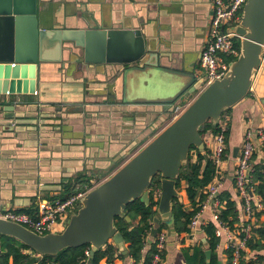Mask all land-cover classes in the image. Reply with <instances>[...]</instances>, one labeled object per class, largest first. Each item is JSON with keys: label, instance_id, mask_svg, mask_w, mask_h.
I'll list each match as a JSON object with an SVG mask.
<instances>
[{"label": "crops", "instance_id": "1", "mask_svg": "<svg viewBox=\"0 0 264 264\" xmlns=\"http://www.w3.org/2000/svg\"><path fill=\"white\" fill-rule=\"evenodd\" d=\"M39 10L48 28H140L158 49V64L78 68L66 53L65 68L61 63L42 66L39 96L29 90L0 93V212L36 211L40 198L61 194L47 190L82 173L92 176V184L104 181L165 128L161 126L171 118L172 103L165 107L163 101L182 100L200 84L193 79L212 14L210 0H41ZM199 93L197 88L189 101ZM6 105L15 111H5ZM225 117L229 130L221 190L234 192L233 171L243 134L264 125V60L251 92ZM38 118L41 126L35 124ZM183 204L192 209L186 191ZM203 217L212 219V214L206 211ZM260 221L264 223V215ZM199 231L200 243H205L206 234ZM185 232L169 236L164 264H187L182 248L202 246L191 244ZM217 253L221 263H227L223 244ZM112 264L129 262L116 257Z\"/></svg>", "mask_w": 264, "mask_h": 264}, {"label": "water", "instance_id": "2", "mask_svg": "<svg viewBox=\"0 0 264 264\" xmlns=\"http://www.w3.org/2000/svg\"><path fill=\"white\" fill-rule=\"evenodd\" d=\"M40 1L0 0V93L29 90L39 96L42 66L61 63L65 68L66 53L69 61L78 62V68L158 64L154 62L159 58L158 49L149 43L140 28L70 27L66 24L48 28L40 18ZM230 30L240 38V54L229 64L224 77L200 91L178 117L107 179L88 191L82 198V206L70 216L61 232L42 235L0 217V234L15 237L39 256H56L66 248L90 244L93 257L100 248L114 243L128 257L125 239L115 225V218L121 216L131 221L127 206L136 199L150 203L153 180L160 175L161 196L148 243L152 244L162 222L168 225L169 235H175L172 200L180 195L177 183L188 164L191 147L206 152L202 126L209 120L216 125L226 110L251 92L256 70L263 63L264 0H247L240 23ZM193 80H197V76ZM197 88L200 86L188 90L182 100L163 101L165 107L172 103L169 116L175 105L188 99ZM4 110L15 111V106L6 105ZM11 116L15 118L16 114ZM41 120L38 118L35 124ZM12 124L15 125V121ZM68 181L47 192L62 190ZM212 253L211 249L206 250L207 264Z\"/></svg>", "mask_w": 264, "mask_h": 264}, {"label": "built area", "instance_id": "3", "mask_svg": "<svg viewBox=\"0 0 264 264\" xmlns=\"http://www.w3.org/2000/svg\"><path fill=\"white\" fill-rule=\"evenodd\" d=\"M246 1L210 0L212 14L208 24V36L201 50L200 68L197 73V79L200 82L199 91H202L215 80L223 78L229 69V64L239 56L240 46L237 45L236 39L240 40V38L230 29L240 23ZM191 102L188 98L175 105L171 118L174 120L178 117ZM216 125H219L218 132L209 129L203 136L205 146L210 151L212 160L217 167L216 176L206 187L205 194H207V198L198 204L200 209L192 216L189 224L190 230L189 232H185V234L191 244H201L200 240H198L199 229L205 233L204 226L210 222H215L218 225L216 235L220 238L218 247L223 244L228 257L227 263L223 264H241V261L244 259L245 261L258 259L257 253L249 248L248 242L253 236V227L259 225L256 222V211L264 209L262 197L253 186L255 165L259 162L264 163V125L255 132L250 128L245 130L240 152L235 160L233 195L241 205L239 206L238 221L233 226L219 219L221 210L226 205V201L218 198L224 181L222 178L224 171L223 164L227 159L226 138L229 130V120L225 117V114ZM191 154L195 156V150H192ZM93 185L95 186L96 183ZM91 188L85 186L66 199L60 197H42L39 199L34 214L18 212L16 210H5L0 212V217L21 223L42 235L50 232H61L70 216L82 206V198ZM177 189L180 193L178 198H181L183 203L186 184L183 182ZM151 193H153L154 199L159 202L161 186L152 187ZM206 211L211 212L212 219H205L203 217ZM169 236V227L157 231L156 236L153 238L155 252L150 264H164ZM206 240L207 235L204 241ZM227 250H231L230 259ZM253 264H264V261Z\"/></svg>", "mask_w": 264, "mask_h": 264}, {"label": "trees", "instance_id": "4", "mask_svg": "<svg viewBox=\"0 0 264 264\" xmlns=\"http://www.w3.org/2000/svg\"><path fill=\"white\" fill-rule=\"evenodd\" d=\"M237 45L240 46V40L236 39ZM231 108L226 110L229 111ZM174 110L170 113L172 117ZM212 129L214 132L219 131V125H213L212 121L206 122L201 129L202 136L207 130ZM195 150L196 154H190L188 164L181 171V176L178 179L177 187H180L184 182L186 184L187 195L192 202L193 210H188L182 203L181 198L175 197L172 200V210L175 215L174 229L176 233L182 231L189 232V224L192 216L200 209L198 204L202 203L207 198L205 194L206 187L214 180L217 172V167L212 160L210 151L206 148V152H200L195 146L191 147V151ZM224 180V174H222ZM92 176L87 173L80 174L77 178L69 180L63 184L61 194L58 196L66 199L72 196L75 192L83 189L85 186L90 188L94 185L91 183ZM234 183V182H233ZM161 186L160 175L153 180L152 187ZM253 186L256 192L262 197L264 204V163L259 162L255 165L253 173ZM235 190V189H234ZM222 201H226L225 208L221 210L219 219L224 223H229L233 226L238 221L239 206L241 203L233 192L221 191L218 195ZM159 202L154 199L151 193L150 203L142 202L141 199H136L127 206V215L131 217V221H127L125 217L117 216L115 225L122 233L127 244L128 257L119 251L116 245L108 243L104 247L95 252L94 256H90L91 245L85 244L79 247H69L62 250L58 255L39 256L36 251L29 246L16 239L15 237L0 234V264H101V261L106 259V264H112L116 257L126 259L129 264H150L155 252V244L148 243L151 235V230L155 227L154 218L157 216V208ZM34 214L35 209L23 208L16 210ZM261 215H264V209L256 211L258 226L253 227V236L248 242V246L252 251L257 253V260H242L241 264H253L264 261V223L260 221ZM168 227L165 222L158 225V231ZM218 225L215 222H210L204 226V231L207 235V241L200 245L205 246H187L182 248V253L187 264H207L206 250L213 251L209 264H221L217 248L220 243V238L216 235ZM229 259L231 258V250H227ZM247 255V254H246Z\"/></svg>", "mask_w": 264, "mask_h": 264}, {"label": "rangeland", "instance_id": "5", "mask_svg": "<svg viewBox=\"0 0 264 264\" xmlns=\"http://www.w3.org/2000/svg\"><path fill=\"white\" fill-rule=\"evenodd\" d=\"M167 121H168L167 124L165 123V124H163V126H161V127H165L164 125H168L170 122L173 121V118H168ZM101 182H102V181L97 182V184H96L95 186H97V185L100 184ZM95 186H94V187H95ZM94 187H92V188H94ZM92 188H91V189H92ZM198 240H199V239H198Z\"/></svg>", "mask_w": 264, "mask_h": 264}]
</instances>
